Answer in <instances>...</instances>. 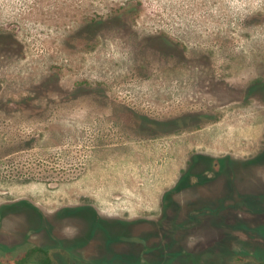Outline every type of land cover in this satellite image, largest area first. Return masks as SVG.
I'll use <instances>...</instances> for the list:
<instances>
[{"label": "rangeland", "instance_id": "374dc122", "mask_svg": "<svg viewBox=\"0 0 264 264\" xmlns=\"http://www.w3.org/2000/svg\"><path fill=\"white\" fill-rule=\"evenodd\" d=\"M263 83L264 0H0V237L12 264L21 242L48 236L29 205L54 218L88 203L169 227L170 191L182 204L213 190H186L217 174L202 156L262 155ZM262 162L246 167L250 186L264 184ZM207 222L191 247L220 255L204 264H264V242L250 237L256 259H235Z\"/></svg>", "mask_w": 264, "mask_h": 264}, {"label": "flooded vegetation", "instance_id": "af4514ba", "mask_svg": "<svg viewBox=\"0 0 264 264\" xmlns=\"http://www.w3.org/2000/svg\"><path fill=\"white\" fill-rule=\"evenodd\" d=\"M257 86L264 88V83ZM198 115L202 118L206 117L204 113ZM263 151H260L262 154L260 157L251 156L245 160L225 158L215 161L211 157L202 156L199 160L202 163L206 162L203 164L209 165V170L218 166L217 171L215 170L217 174L214 177L206 173L198 174L197 178L192 180V184L186 186V190L192 186L214 185L213 190H199L197 191L199 195L195 196V199L182 204L175 199L180 192L170 191L165 208V220L168 219L169 227L164 226L158 229L156 223L143 217L120 219L112 214L100 213L88 203L55 212L54 218L46 215L39 208L29 205L35 213L36 224L40 226L35 229L41 232L40 235L48 236L46 241L42 237L41 241L30 239L29 243L21 242V244H26V253L18 260L19 264L29 262H32L31 264H55V261L61 260H76L86 264H139L149 261L153 264L159 262H164L163 264H196L197 262L204 264V261L210 258L212 261L218 260L216 256L220 255L203 253L204 249L196 248V250L191 247L197 240L194 236L196 231L210 224L207 222L208 219H211L212 229L216 230L215 238L219 235L227 236L228 239H224L222 244L225 243L229 248L234 246L233 244L238 247L240 253L235 255L233 252V258L249 261L251 257L255 259L258 257L264 261L261 254H255L256 257L252 256L246 245L250 237L264 242V221L260 219L256 222H248L242 219L243 214L248 215L250 212L264 217V184H261V187L250 186L251 178L255 177L248 174V168H246L255 160L261 159L263 162L260 165L264 169ZM189 174L185 176H188L187 180L191 181ZM220 177L223 179L222 182H228L226 186L221 185ZM87 207L90 209L88 218L85 217ZM14 211L16 207L7 208L5 214L6 212L11 214ZM237 214L239 215L236 216ZM64 219L71 222L69 227L59 226L60 221ZM80 225H84V228ZM63 228L70 230L63 234L61 232ZM2 229L0 226V235ZM15 249V245L12 246L0 237V264H12L10 252Z\"/></svg>", "mask_w": 264, "mask_h": 264}]
</instances>
